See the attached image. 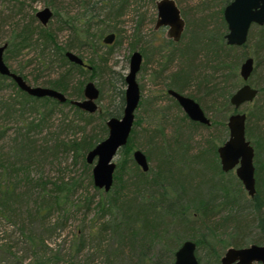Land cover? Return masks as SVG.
I'll return each instance as SVG.
<instances>
[{
  "label": "rangeland",
  "instance_id": "rangeland-1",
  "mask_svg": "<svg viewBox=\"0 0 264 264\" xmlns=\"http://www.w3.org/2000/svg\"><path fill=\"white\" fill-rule=\"evenodd\" d=\"M84 1L86 2V0H0V45L7 43L13 34L19 31L32 17L35 20L34 26L40 24L35 13L46 6L52 10L53 16L45 26L55 29L57 42L61 45L65 44L70 33L67 27H61L64 25L63 21L70 19L77 24L85 21L90 13L83 6ZM87 1L95 3L96 15L98 16L93 21L100 20L98 21L99 24L94 25V27L106 26L110 27L111 30L102 36L100 46L71 50L83 59L87 67L82 71L74 68L70 70L69 86L71 88L63 93L72 100L82 99L84 97L82 93L81 96L72 94L73 88L78 87L82 82L83 91L85 83L92 81L99 90V96L95 101L97 110L93 113L94 120L98 121L99 114L105 115L109 114L110 111H117L121 92H124L126 88L125 82L119 79L120 77L124 78L128 72L130 54L133 51L140 52L142 61L136 76L140 89V100L135 111L134 125L128 145L132 148V153L139 150L146 156L149 166V170L146 172L148 173L147 180L150 183L149 187L155 189L152 199L156 201V203L153 201L157 207L156 211H162L160 193H162L163 188L161 189L159 185L164 186L172 182L175 173L180 175L179 169L183 171L181 177L184 182H190L184 186L187 191L185 195L188 199L195 196L196 191L203 195L207 189L212 187L210 184H205L206 182L201 184V181L207 176L222 180L226 187L235 190L234 196L240 198V211H242V207L248 204L251 198L243 189L234 170L228 173L221 171L217 149L228 137L226 125L228 116L233 112H244L248 116L253 101L242 104L237 109H234L230 104L231 109L229 111L218 102H221L220 94L229 89H233L234 92L244 83L239 74L240 64L246 56L251 57L252 47L240 49L238 46L235 50L220 53L221 56L223 54L229 56L227 64L238 62L234 74H230L228 69H219L217 62L213 60L210 51L213 42L210 39L218 33L225 34L227 31L222 14V9L226 4L225 0H175L186 22L182 35L177 42L167 37L166 29L154 27L157 18L156 2L158 0ZM122 3V15L115 21L104 19L105 14L109 13L107 4L120 6ZM257 31L256 26L251 27V34ZM110 32L115 34L114 41L111 44H105L103 37ZM44 52L39 46L24 48L18 53L16 50L13 56L9 52L10 58L6 63L10 69L20 72L29 84L47 86L49 80L56 78L59 74H64L71 66L69 64L61 65L58 58L57 61H51V59H55L53 50L46 49ZM242 54L245 55L242 57ZM93 58L94 62H97L96 59H106V63L100 61L99 64L95 65L97 67L93 68L90 63ZM189 69L191 72L183 82L180 91L201 105L210 118L209 126L190 120L177 101L166 92L167 88H173L167 86L168 84L178 87L180 85L174 84V74L177 72L184 74ZM203 78L209 80V87L216 84L218 90L212 95L205 93L206 89L200 83ZM250 80L254 81L255 84L258 83L259 86H264V74H260L259 71L247 80L254 86ZM173 89L178 90L176 86ZM13 94L12 87L0 91V97L4 99H9ZM213 98L217 99L216 107H212L215 102ZM256 99L264 101V93L259 94ZM49 106H51L50 103H48V107L41 108L40 112L35 113L29 112L28 109L23 116H19L23 119V123L17 117L7 121L8 131L0 142V152L3 153L4 157L12 161V149L15 146L14 137L16 132H24L23 126L28 121H37L41 115L46 116L42 123L45 128L40 132H36L37 129H32L28 135L33 141L35 139L36 141H43L44 138L46 143H50V135L52 132L60 130L62 121H69V119L74 118V112L68 105H60L51 114L47 112ZM109 117L106 115L105 118L108 119ZM88 129L90 128L88 127ZM62 135L75 136L80 135V132L68 131L63 132ZM106 135L107 131L102 139ZM123 151L120 150L114 158L116 165L114 176L117 175L119 178L115 180L113 177L114 186L107 195L112 198L117 193L121 201L117 202L119 205H113L111 210L106 207L102 210L99 209V201L102 198L104 200H108V198L103 191L94 187L92 178L89 180L88 170H85L80 159L76 160L72 154L59 153L56 160L49 157L41 164L28 166L26 171L28 176L20 178V180H24L23 182L15 178L16 176H11L13 182L19 183V187L25 186L29 179H38L39 177L44 181H54L59 177H64L65 180L76 178L81 182L73 196L76 209L67 216V220L64 219L58 225L55 224V230L47 228L48 233L44 236V248L37 242H33V244H37V247L32 248L30 243L21 237L18 227L13 223L9 224L4 221L0 223V264H38V260H46L49 264H169L171 258L169 259L170 253L167 252L171 248L163 242L165 239L162 237L163 230L166 232L167 238L172 237V234L174 235L172 243L175 245L177 244L175 243V232L179 233L177 238H183V242L199 238L201 233H208L200 221L189 216L194 211V208L191 209V207L186 209L189 213L184 210L186 213L184 216L188 218L187 222L189 223V218L191 221L189 227L187 226L188 228H185L183 222H181L180 227L176 226L178 222L171 220V218L162 223L161 218L155 221L154 217L150 220L154 226V231L151 230L149 235L147 233L133 235V228L135 229L136 226L138 229V225L129 224L127 226L128 231L125 230L126 226L124 228L119 227L122 221L121 216L127 210L128 203L134 202V197L138 193L139 183L135 173L138 170L142 172L139 167L133 166L135 162L132 159V153L129 160ZM202 152L210 153L207 155L209 159L205 161V165L213 170H215V166L218 169L217 173L213 170H205L204 178L200 180L198 176H194V171L199 167L193 162V157ZM123 163L125 167L121 169V175H118L117 166ZM90 167L92 168V165ZM157 175L160 178H157ZM161 177H164V181L161 180ZM214 188L218 187L214 186ZM238 191L239 193H237ZM170 203L173 204L174 202ZM181 208L183 207L176 204L174 211L171 210L170 212L183 214ZM172 213L169 215L172 216ZM248 213L250 212H240L238 216H248V220L252 223L249 228H254V230L249 229L247 231L249 232L247 239H251L259 236V233L251 221V219L254 220L253 216ZM227 214L228 211L218 215L213 220V224H209L210 227H216V244L221 257L228 248H233L231 237L234 233V224L232 217L227 218ZM123 222L127 225L125 219ZM103 227L106 229L103 230ZM36 229L39 232L43 231L41 227H36ZM218 240H222V242H217ZM180 245L175 248L178 249ZM241 245L247 247L250 244ZM163 253H165V258L162 259ZM40 255H44L42 259ZM208 255L209 253L203 251L202 248L196 249L199 264H216L212 262L211 258H208Z\"/></svg>",
  "mask_w": 264,
  "mask_h": 264
},
{
  "label": "trees",
  "instance_id": "trees-1",
  "mask_svg": "<svg viewBox=\"0 0 264 264\" xmlns=\"http://www.w3.org/2000/svg\"><path fill=\"white\" fill-rule=\"evenodd\" d=\"M226 1L228 0H225V2ZM107 5L109 13L105 14L104 19L115 21L116 18L122 15L123 3L120 6H115L114 4ZM83 6L86 7L88 13H90L89 16H87V19L83 21L84 23H80L79 21H77L78 23H80L77 24L74 21H70V19H65L63 21L64 25H62L61 27H67L70 33L69 39L63 45L57 42L55 29L49 28L47 26H42L41 24H37L36 26H34L35 20L34 17H32L29 22L24 24L20 28V30L15 32L13 36L8 40L7 47L4 52L5 62H7V60L10 58L8 53L10 52L11 56H13L16 50L18 53L24 48L34 46L41 47L43 53H45L44 51L46 49L53 50L55 53V59H51V61H57L59 59L61 65L69 64L71 68H68V71L64 74H59L56 78L49 80L47 82V86L66 93L67 90L71 88V86H69L71 77L70 70L74 68L82 71L83 69L79 65L70 62L65 56V52L68 50L71 51L72 49L83 50L92 47L95 48L98 45L100 46L102 36L107 31L111 30L110 27L106 26L94 27V25H98V21H100H93V19L97 18L98 16L96 15L97 13L95 10V3H89L86 0V2L84 1ZM223 22L225 23V21ZM252 26H256L258 31L254 34H251L250 28L246 43L240 46V49L247 48L249 46L252 47V52L250 53V55L254 59V69L251 76L253 74H257V71H259L260 74H264V25ZM210 41L213 42V44L211 45L213 47L210 51L213 55V60L217 62L219 69H228L230 74H234L238 62L227 64L226 62L228 61L229 56L223 53H225L226 51L235 50L238 46L228 45L223 33H218L217 35L213 36ZM221 52H223V56L220 55ZM244 55L245 54H242V57ZM93 60L94 58L90 60L93 68L97 67L95 65L99 64L100 61H104L106 63V59L102 58L96 59L97 62H94ZM11 70L23 76L20 72H17L14 69ZM190 72L191 69H189L188 72H185L184 74L182 72H177L174 74V84H180L179 87L175 85L178 89L176 91L181 93L180 88L183 86V82L186 80L187 76H189ZM23 78L25 79L24 76ZM119 80L124 82L123 77H120ZM247 82L249 83V81ZM81 83L82 82H80L78 87L73 88L74 92L72 94H76L77 96H81V93L83 94ZM200 83L203 84L204 88L206 89L205 93L207 95H212L218 90L216 84H212V86L210 87L208 86V79L203 78ZM251 83L254 84L253 86L249 83L251 86L258 88L257 96L264 93V86H259V84H255L254 81H251ZM167 86L175 88L174 85L168 84ZM9 87H12L13 89V96L9 99L0 97V142L2 141V139H4L8 131L6 127L7 121L16 119L17 117V119L21 120L23 123V119H21L19 116H23L28 109L29 112H40L41 108L48 107V103H50L51 106L49 107L51 109L49 108V110L47 111L49 112V114L53 113L60 105H68L74 112V118L69 119V121H62V123L60 124L62 125L60 126V130L58 132H52V135H50V143H46L47 141L45 142L44 138L43 141H36V139L35 141H33L31 136L28 135V133H30L32 129H37L36 132H40L45 128L44 126H42V123L46 116L41 115V117L37 121H28L27 124L23 126L25 128L24 132H16V136L14 137L15 146L12 149V161L4 157L3 153L0 152V223L2 221L9 224L13 223V225L18 227L21 237L29 242L32 248L37 247L38 243L41 244L44 248V236L48 233L47 228L55 230V224L58 225L59 223H62L64 219L67 220V216L71 214L74 209H76V204L73 201V196L81 181L76 178H69L65 180L64 177H59L54 181H44L41 177H39L38 179H29L25 186L19 187V183L13 182L11 176H16L15 178H18L20 180L21 177L28 176V173L26 172L28 166L41 164V162L49 157L56 160L58 154L61 153L66 155L72 154L74 155L76 160L80 159L82 167L85 170H88L87 172L90 180L92 178V168L89 164H87L85 155H87V153L93 147H95V145L101 142L104 133L107 131V119L105 118L106 115L110 117H119L122 114L124 106V92H121V97L116 108L117 111H110L109 114L105 115L99 114L97 119L98 121H96L94 120L93 116L94 112L89 113L80 109L79 107L72 104L70 102L71 99L68 97L66 102L59 103L58 101L50 97L37 98L34 96H30L24 91L20 90L13 82V80L0 74V91ZM232 93L233 89H229L219 95L221 97V102L218 103H220V105H222L227 111L231 109L230 96ZM256 97L253 100V104L248 116H246L245 130L246 138L254 149L253 163L255 169L254 178L256 192L254 197L249 199V203L245 204L244 207H242V211H240V198H236V196H234L235 190L226 187L223 184L224 182L219 179L209 178L206 176V178L202 180L205 175V170H213L205 165V161L209 159L207 155H209L210 153L202 152L193 157V162H195L196 166L199 167V169L194 171V176H198V178L202 180L201 184H204V182H206L205 184H210L212 186L210 189H207L203 195L199 194L196 191V195L191 199H188L185 195L187 191L185 190L184 186H187L186 184H190V182H184V179H182L181 177V173L183 171L182 169H179L181 171L180 175H176L175 173V176L173 175L174 177L172 179V182L167 183L164 186L159 185L161 189L163 188L162 193H160L161 195L159 194L162 211L157 212V207L155 206L156 201L152 199L155 194V189H151L149 187L150 183L147 180L148 173H142L138 170L135 173L136 178H138L137 182L139 183L138 193L137 196L134 197L135 201L128 203L127 210L121 216L122 221L119 227L124 228L126 226L125 230L128 231L127 226H129V224L138 225L139 230L136 229L135 226V229L133 228L134 231H132L133 235H135L136 233H147L149 235L151 230L154 231V226L150 221L154 217L155 221L158 218H161L162 223L171 218V220H176L178 222L176 223V226L178 225L180 227L181 222H183L185 228H188V225L191 223V221L189 218V223L187 222L188 218L184 216L186 214L184 212L186 211L187 213H189L186 209L189 207H191V209L194 208L192 215L189 216L197 221H200V223L205 227V230H208V233H201L199 238L190 239L189 241H193L196 244V249L200 247L203 251L208 252V258H211L213 263L220 264L221 254L217 250L218 246L216 244L215 232L216 227H210L209 224H213V220L216 219L218 215L228 211L227 218L232 217L234 224V233L231 237V245L233 246V248H241V244H263L264 101L262 99H256ZM213 99L215 102L212 107H216L217 99ZM44 112L46 113V111ZM88 127L91 130L88 129ZM68 131L76 133L80 132V135H62L63 132ZM22 135L23 137H21ZM129 143L130 142L128 139L126 147L121 150H124L123 153L127 155L128 159L130 160L132 148H130V146L128 145ZM133 166L135 168L138 167L136 164H134ZM124 167V163L120 166H117L118 175H121V169ZM217 169L218 167L215 166V170L213 171L217 173ZM117 178L119 177L115 175L114 179L116 180ZM157 178H160V176L157 175ZM161 180L164 181V177H161ZM20 181L23 182L24 180ZM237 183L239 182L237 181ZM154 185L157 184L154 183ZM214 186L218 188H214ZM143 190H145V192H143ZM109 192L105 193V196L109 195ZM237 193H239V191ZM107 198L108 200H104V198H102L99 201V209L102 210L106 207L108 208V210H111V207L113 205L117 206L119 205L117 202L121 201L117 193H115L114 197L110 198L109 196H107ZM170 202H174L173 204L175 205L172 206L173 204ZM176 204H178V206L180 207H183L181 208L183 209V214L180 212V214H173L172 212H170L171 210L174 211V207L176 206ZM164 206L165 208L163 209ZM248 211L250 212L248 214H251V216H253L254 220L251 219V221L255 224V228L259 233V236L253 237L251 239H247V236L249 235V232L247 231L249 229L254 230V228H249L252 223H250V221L248 220V216H238L240 215V212ZM170 213H172L173 215H169ZM123 219L127 221V225L123 222ZM36 227H41L43 231L39 232ZM104 229H106V227H103V230ZM174 234H176V245L172 243L174 235L172 234V237L167 238L166 232L164 230L162 231V237L165 238L163 242L167 247L171 248L167 252L170 253L169 259L171 258L169 264L174 263V254L175 250H177L175 247L179 246L183 242V238H177L179 234L178 232H175ZM33 242H37V244H33ZM217 242H222V240H218ZM164 254L165 253H163V256H161L162 259L163 257L165 258ZM43 256L44 255H40L41 259ZM38 264H49V262L46 260H38Z\"/></svg>",
  "mask_w": 264,
  "mask_h": 264
},
{
  "label": "water",
  "instance_id": "water-1",
  "mask_svg": "<svg viewBox=\"0 0 264 264\" xmlns=\"http://www.w3.org/2000/svg\"><path fill=\"white\" fill-rule=\"evenodd\" d=\"M158 18L156 26L169 25V35L178 40L184 27V20L174 0H159L156 3ZM42 25H47L53 12L49 7H44L35 13ZM223 18L227 24L224 38L228 45L241 46L248 39L252 25H264V0H231L223 9ZM115 34L108 33L103 37L105 44L113 43ZM7 43L0 45V74L13 80L16 86L30 96L37 98L50 97L64 103L67 96L52 87L33 86L20 74L13 72L4 60ZM67 59L77 65H83V59L74 52H65ZM142 61L141 53L133 51L129 57L128 72L124 77L126 88L124 91V106L119 117L111 116L106 120L107 135L101 142L93 147L86 155V162L92 165V181L98 190L108 193L113 186V177L116 165L114 158L117 153L126 147L135 120V111L140 100V89L136 80ZM254 69V59L246 57L240 64L239 74L244 83L230 96V104L234 109L242 104L252 102L257 96L258 88L251 86L247 80ZM171 95L180 105L186 116L203 125H210V118L206 115L201 105L192 97L184 95L169 88ZM83 98L70 100L80 109L93 113L97 110L96 99L99 90L92 81L85 83ZM228 137L218 147L217 155L221 171L228 173L235 171L237 179L250 198L255 195L254 178V149L246 138V114L244 112L231 113L226 122ZM135 164L144 173L149 166L146 156L139 150L132 154ZM173 264H199L196 257V244L186 240L175 251ZM220 264H264V243L252 244L243 248H228L220 259Z\"/></svg>",
  "mask_w": 264,
  "mask_h": 264
},
{
  "label": "flooded vegetation",
  "instance_id": "flooded-vegetation-1",
  "mask_svg": "<svg viewBox=\"0 0 264 264\" xmlns=\"http://www.w3.org/2000/svg\"><path fill=\"white\" fill-rule=\"evenodd\" d=\"M159 1V0H158ZM231 0H228V1H226V4H228L229 2H230ZM174 2H175V4H176V6L178 7V5H177V3H176V1L174 0ZM157 3V2H156ZM225 4V5H226ZM225 5H224V7H225ZM224 7H223V9H224ZM156 8H157V5H156ZM178 9H179V11H180V15H181V10H180V8L178 7ZM222 14H223V10H222ZM36 17V16H35ZM181 17H182V15H181ZM157 18H158V11H157ZM157 18H156V21H155V25H154V27L156 28V29H158V28H162V29H166L167 31H166V34H167V37L168 38H170V39H172L174 42H177L179 39H180V37H181V35H182V32H183V30H184V28H185V25H186V22H185V20H184V18H183V20H184V27H183V30H182V32H181V34H180V37H179V39L178 40H174V38L172 37V36H170L169 35V30H170V26L169 25H160V26H156V22H157ZM37 19V18H36ZM224 19V18H223ZM38 20V19H37ZM39 21V20H38ZM225 21V20H224ZM226 23V22H225ZM41 24V23H40ZM42 25V24H41ZM43 26H45V25H43ZM226 26H227V24H226ZM131 55V54H130ZM142 56V55H141ZM84 62V61H83ZM82 69H84L85 67H87L86 65H85V63L83 64V65H79ZM23 77V76H22ZM125 77V76H124ZM84 87V86H83ZM169 88H167V90H168ZM167 92V91H166ZM168 93V92H167ZM204 110V109H203ZM181 246V245H180Z\"/></svg>",
  "mask_w": 264,
  "mask_h": 264
}]
</instances>
